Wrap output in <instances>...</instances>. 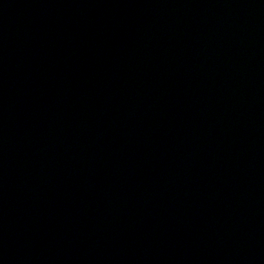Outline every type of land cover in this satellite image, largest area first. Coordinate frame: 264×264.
I'll list each match as a JSON object with an SVG mask.
<instances>
[{
	"label": "water",
	"instance_id": "95a60500",
	"mask_svg": "<svg viewBox=\"0 0 264 264\" xmlns=\"http://www.w3.org/2000/svg\"><path fill=\"white\" fill-rule=\"evenodd\" d=\"M0 264H264V0H0Z\"/></svg>",
	"mask_w": 264,
	"mask_h": 264
}]
</instances>
